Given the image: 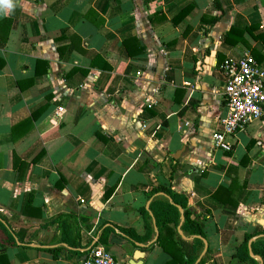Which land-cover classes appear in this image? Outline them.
<instances>
[{
  "label": "crops",
  "instance_id": "0c3cea01",
  "mask_svg": "<svg viewBox=\"0 0 264 264\" xmlns=\"http://www.w3.org/2000/svg\"><path fill=\"white\" fill-rule=\"evenodd\" d=\"M221 5L0 0V253L9 264H79L93 238L123 264H167L152 208L177 207L180 224L169 227L193 238L178 232L186 210L153 192L162 188L187 198L203 224L197 261L207 245L204 264H241L236 247L264 232V121L233 136L231 152L212 135L227 113L223 63L249 53L264 67V0ZM231 29L243 40L226 42ZM3 226L24 244L9 246ZM63 234H79L81 248Z\"/></svg>",
  "mask_w": 264,
  "mask_h": 264
},
{
  "label": "trees",
  "instance_id": "16d2710c",
  "mask_svg": "<svg viewBox=\"0 0 264 264\" xmlns=\"http://www.w3.org/2000/svg\"><path fill=\"white\" fill-rule=\"evenodd\" d=\"M215 6L217 9L222 11L221 0H214ZM190 9H184L178 17L175 19L177 21L182 20L188 13ZM218 18L213 19V23L217 21ZM237 35L241 37L240 39L243 40V36L245 32L237 31L236 29H231L230 33L227 34L226 42L229 44H233L232 37ZM98 137L103 141H108L109 138H105L98 134ZM164 192L168 195L175 204H178L183 209H185L184 213V221L182 224V232L188 238H193L192 242L184 241L182 238L169 226L170 224L174 223L176 226L180 224V213L174 205L166 202L160 206L159 211L152 208L153 215L156 218L157 225L160 229V235L156 240V243L167 253H169L172 257V260L169 261L167 264H195L199 254L204 248V241H205V232L203 224L199 221L193 219L191 217V213L187 210L188 199L182 197L178 194H174L171 191L162 188V189H154L153 192ZM143 215L146 219L150 222L147 223V226L151 227V217L148 212L143 211ZM4 231L6 232L7 236V244L9 246H17L18 244H24L25 234L22 232L15 233V237L9 232L7 228L3 226ZM123 232L127 233L128 235L132 236L131 231L123 230ZM262 237H259L251 244V248H249V242L253 239L254 236H246L244 241L236 247V253L234 258H236L241 264H264V232L262 233ZM133 237V236H132ZM150 238V235L147 234L143 241H146ZM136 240H142L139 237H135ZM62 241L67 243L73 249H80V236H74L73 240L63 234ZM104 240H100L103 242ZM250 250L253 256L250 255ZM47 252L56 255L59 253L58 249L47 250ZM209 257V252L204 260L200 264H204ZM255 257L260 258L261 262L258 263L255 260ZM0 264H9L8 258L5 252L0 253Z\"/></svg>",
  "mask_w": 264,
  "mask_h": 264
},
{
  "label": "built area",
  "instance_id": "2783aa9c",
  "mask_svg": "<svg viewBox=\"0 0 264 264\" xmlns=\"http://www.w3.org/2000/svg\"><path fill=\"white\" fill-rule=\"evenodd\" d=\"M222 70L226 79L227 113L219 122L212 140L215 149L231 152L229 140L233 136L244 132L253 121H264V67L251 54L245 53L238 60H226ZM93 242L94 238L87 244L90 247L86 260L79 264H123Z\"/></svg>",
  "mask_w": 264,
  "mask_h": 264
},
{
  "label": "water",
  "instance_id": "95a60500",
  "mask_svg": "<svg viewBox=\"0 0 264 264\" xmlns=\"http://www.w3.org/2000/svg\"><path fill=\"white\" fill-rule=\"evenodd\" d=\"M180 212L182 213V209H180ZM181 219H182V221L184 220L183 215H182ZM178 232H179V234L182 235V232H181V229H180V228H179ZM251 242H252V241H251ZM251 242H250L249 246L251 245ZM206 252H207V245L205 246V249H204L203 253L201 254V256H200V258H199V260L197 261L196 264H199V263L201 262V260H202L203 257L205 256ZM251 256H252V253H251ZM86 258H87L86 256H83V257H82V260H86Z\"/></svg>",
  "mask_w": 264,
  "mask_h": 264
},
{
  "label": "clouds",
  "instance_id": "9594fccd",
  "mask_svg": "<svg viewBox=\"0 0 264 264\" xmlns=\"http://www.w3.org/2000/svg\"><path fill=\"white\" fill-rule=\"evenodd\" d=\"M5 2H6V0H5ZM8 6L10 7L11 5L9 4Z\"/></svg>",
  "mask_w": 264,
  "mask_h": 264
}]
</instances>
